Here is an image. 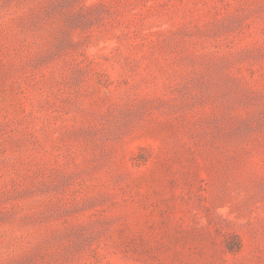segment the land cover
<instances>
[{
	"label": "rangeland",
	"instance_id": "obj_1",
	"mask_svg": "<svg viewBox=\"0 0 264 264\" xmlns=\"http://www.w3.org/2000/svg\"><path fill=\"white\" fill-rule=\"evenodd\" d=\"M0 264H264V0H0Z\"/></svg>",
	"mask_w": 264,
	"mask_h": 264
}]
</instances>
